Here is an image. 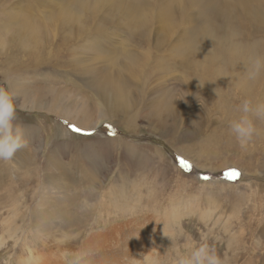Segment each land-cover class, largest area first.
<instances>
[{
    "label": "rangeland",
    "instance_id": "obj_1",
    "mask_svg": "<svg viewBox=\"0 0 264 264\" xmlns=\"http://www.w3.org/2000/svg\"><path fill=\"white\" fill-rule=\"evenodd\" d=\"M239 56L264 60V0H0L27 141L0 161V264H264V119L230 128L264 69Z\"/></svg>",
    "mask_w": 264,
    "mask_h": 264
},
{
    "label": "clouds",
    "instance_id": "obj_2",
    "mask_svg": "<svg viewBox=\"0 0 264 264\" xmlns=\"http://www.w3.org/2000/svg\"><path fill=\"white\" fill-rule=\"evenodd\" d=\"M262 69H264V60L257 58L248 73L249 79H257ZM14 99V94L0 87V161L13 160L16 154L27 146L21 127L14 123L16 120ZM241 110L244 115L238 121H233L230 128L240 145L244 147L257 135V129L249 114L264 119V104H258L253 108L251 101L245 100ZM262 242L264 237H259L258 246ZM178 264H225V261L217 255L215 249L204 244L192 250L189 255L181 257Z\"/></svg>",
    "mask_w": 264,
    "mask_h": 264
},
{
    "label": "bare ground",
    "instance_id": "obj_3",
    "mask_svg": "<svg viewBox=\"0 0 264 264\" xmlns=\"http://www.w3.org/2000/svg\"><path fill=\"white\" fill-rule=\"evenodd\" d=\"M210 16V15H209ZM212 20H213V18H212ZM13 26H10L9 28L11 29ZM28 30H30V31H32V33H31V35H29V36H27L29 39H31L32 41H36L37 42V40H39V37H36L35 38V33L37 32L36 30H37V28H35V27H32V28H28ZM210 55L207 57V59H206V65H207V67L211 70V69H213V70H215V71H217V73H219L220 72V63H219V65L218 64H216L213 60H211L210 58ZM246 58V59H245ZM243 57V56H239L238 57V66L239 67H237L238 68V70H239V72L241 73V74H246V73H249V71L251 70V68H252V65H253V61H250V59H251V56H246V57ZM239 59H241V62H239ZM219 62V61H218ZM10 91H11V93L12 94H14V97H15V100H17V99H19L20 98V90H16V88L15 87H11L10 86ZM118 91H120L121 92V89H120V87H118ZM102 232V231H101ZM98 233V232H97ZM92 238H95V236L94 237H92Z\"/></svg>",
    "mask_w": 264,
    "mask_h": 264
},
{
    "label": "snow or ice",
    "instance_id": "obj_4",
    "mask_svg": "<svg viewBox=\"0 0 264 264\" xmlns=\"http://www.w3.org/2000/svg\"><path fill=\"white\" fill-rule=\"evenodd\" d=\"M73 131H77L78 132L80 130L79 129H76L75 127H73ZM185 167H187V166L185 165ZM227 175H228L229 178H236L238 176V173L235 172V171H233V170H231L230 172L227 173Z\"/></svg>",
    "mask_w": 264,
    "mask_h": 264
}]
</instances>
